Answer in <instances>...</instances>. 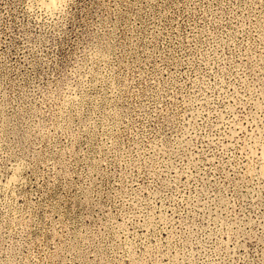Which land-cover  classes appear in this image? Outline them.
Listing matches in <instances>:
<instances>
[{
  "label": "rangeland",
  "instance_id": "1",
  "mask_svg": "<svg viewBox=\"0 0 264 264\" xmlns=\"http://www.w3.org/2000/svg\"><path fill=\"white\" fill-rule=\"evenodd\" d=\"M0 0V264H264V0Z\"/></svg>",
  "mask_w": 264,
  "mask_h": 264
},
{
  "label": "bare ground",
  "instance_id": "2",
  "mask_svg": "<svg viewBox=\"0 0 264 264\" xmlns=\"http://www.w3.org/2000/svg\"><path fill=\"white\" fill-rule=\"evenodd\" d=\"M44 5L49 9L54 10L64 0H44Z\"/></svg>",
  "mask_w": 264,
  "mask_h": 264
}]
</instances>
